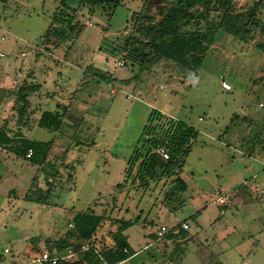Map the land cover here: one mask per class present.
<instances>
[{
	"label": "rangeland",
	"instance_id": "rangeland-1",
	"mask_svg": "<svg viewBox=\"0 0 264 264\" xmlns=\"http://www.w3.org/2000/svg\"><path fill=\"white\" fill-rule=\"evenodd\" d=\"M257 1L233 0L232 13L246 21ZM58 2L0 0V120L10 126V136L21 131L26 139L52 142L41 170L0 150V264H40L36 258L54 253V242L72 230V217L84 212L105 216L96 235L100 250L112 244L116 221L139 220L123 232L133 255L119 264H264V37L259 29L246 40L218 29L222 12L213 0L215 9L200 31H215L196 74L183 83L185 77L165 63L136 81V64L125 62L122 45L142 0H124L113 10L80 9V33L45 49L40 43ZM260 2L256 16L264 25ZM66 5L76 9L78 4L67 0ZM88 66L93 70L85 73ZM95 72L109 73L112 80L96 78ZM23 81L38 86L29 95L25 123L18 122V103L7 107ZM221 82L231 90H223ZM11 86L14 91L6 94ZM56 103L68 108L60 130L39 128L41 113L56 111ZM152 110L199 133L179 174L184 192L173 191L174 177L144 189L131 176L121 191L115 189L125 180L126 164ZM215 191L226 204L219 205ZM27 195L33 200L46 195L49 205L29 202ZM182 223L189 226L181 236L186 240L157 235L162 226L168 232ZM83 243L73 242L70 264L97 260L95 251H80Z\"/></svg>",
	"mask_w": 264,
	"mask_h": 264
},
{
	"label": "trees",
	"instance_id": "trees-1",
	"mask_svg": "<svg viewBox=\"0 0 264 264\" xmlns=\"http://www.w3.org/2000/svg\"><path fill=\"white\" fill-rule=\"evenodd\" d=\"M66 1L59 0L58 6L51 17L50 26L43 35L40 45L42 44L45 49L54 48L58 42L62 43L70 40L73 34H75L73 36L75 37L80 33L81 24L77 15V11L80 9H87L89 13H92L95 7H102L103 10L105 8L113 10L122 6L124 0H76L78 4L76 9L69 8ZM232 1L214 0V4H218L217 7L222 12L216 27L234 36H239L242 40L251 37L253 29H259L260 34L264 37V25L256 16L262 5L260 0L257 1L250 12L245 14L246 21H243L239 14L232 13ZM214 4L213 0H173L169 5L167 0H142L140 10L132 16L129 35L122 45V56H124L125 62L136 64L137 73L134 80L139 81L140 74L147 73L158 65L165 63L172 64L177 74L185 77L183 83L190 76L195 75L205 59V53L215 31L212 28L206 32L200 31V24L206 20L211 9H215ZM239 21H241L240 24ZM191 24H194L196 29L186 30L185 28ZM260 47L264 48V44H261ZM90 70H93L92 66H88L85 73ZM93 76L104 81L112 80L109 73L98 74L95 72ZM113 80L116 81V79ZM37 88V85L27 84L23 81L20 88L14 93V101L20 106L15 111L18 122L25 123L24 118L29 104L28 97ZM67 113V106L57 105L56 111L41 113L37 126L50 132H57L60 130ZM18 128L20 129V127ZM6 129L5 126L0 129V148L13 154L16 158L26 160L41 170L48 162L52 142L26 139L21 135V131H16L10 136ZM198 134V131L186 122L170 118L160 111L152 110L137 145L126 164L124 170L125 180L117 184L115 189L121 191L124 188L125 181L131 176L132 183H138V186L144 189L148 188L149 183L154 180L174 177L172 180L174 184L173 191L184 192L187 186L179 174ZM161 146L168 153L167 160H163L155 153V149ZM29 151H31V156L27 158L26 155ZM133 168L136 169L134 174ZM51 176H54V174H51ZM35 181L34 179L32 184ZM47 199L46 195L45 197L39 196L35 200L28 195L26 196L27 201L40 205H49ZM193 217L196 218L197 214ZM105 220L103 214L93 212L74 215L71 221L72 230L67 232L64 239L54 242L57 254H50L64 257L67 255L68 250L73 248V242H84L89 245L90 250L98 251L97 253L105 264H119L126 261L133 254H129L130 249L123 232L138 223L139 220L120 219L116 221V229L111 235L112 244L100 250L99 245L101 244H99L100 241H97L96 235H98L100 226ZM185 232L187 230L179 225L176 229L169 230L164 237L171 242L178 239L182 241L187 239V237L181 239ZM124 248L127 249V253L123 252ZM175 249L181 251V246L177 245ZM89 261L91 264H98L95 259ZM181 261H177V263L179 264ZM58 264L70 263L66 260H60ZM215 264L223 263L217 262Z\"/></svg>",
	"mask_w": 264,
	"mask_h": 264
},
{
	"label": "built area",
	"instance_id": "built-area-1",
	"mask_svg": "<svg viewBox=\"0 0 264 264\" xmlns=\"http://www.w3.org/2000/svg\"><path fill=\"white\" fill-rule=\"evenodd\" d=\"M89 26H91V25L89 24ZM23 55H24V54H23ZM0 56L3 57V55H0ZM220 86H221V88H222L223 90H226V91H230V90H231V86H230L229 84H227L226 82H221ZM155 153H156L157 155H159L163 160H167V159H168V153H167V151L165 150V148H164L163 146H161V147H157V148L155 149ZM26 156H27V158H29V157L31 156V151H29V152L27 153ZM215 196L218 197V198H217V201H218L219 205H224V204H226V202H227V198H226L225 196H222L221 193H220L219 191H215ZM70 226L73 227L72 225H70ZM181 227H182L184 230H188V229H189V226H188V224H186V223H182V224H181ZM166 233H167V230H166V228H165L164 226L160 227V228L158 229V231H157V235H158L159 237H163ZM89 250H90V247H89V245H88L87 243H83V244L80 246V251L87 252V251H89ZM4 252H5V253H8L7 250H5ZM123 252L127 253L128 251H127L126 248H124V249H123ZM72 254H73V253L71 252V250H68V253H67L66 256H64V257H59V256H53V255H51L50 253L45 252V253H43V254L40 256V258H39L38 261H39L41 264H58V262H59L60 260H66L68 257L72 256Z\"/></svg>",
	"mask_w": 264,
	"mask_h": 264
},
{
	"label": "crops",
	"instance_id": "crops-1",
	"mask_svg": "<svg viewBox=\"0 0 264 264\" xmlns=\"http://www.w3.org/2000/svg\"><path fill=\"white\" fill-rule=\"evenodd\" d=\"M127 33H128V31H127ZM2 40H3V38H2ZM10 91H14V86H11L10 88L8 87V88H6V94L8 93V92H10ZM57 91V90H56ZM55 91V92H56ZM14 100H15V98H14ZM13 101V100H12ZM10 101L9 99L7 100V107H8V109L9 110H11V109H13V107H14V105H15V101ZM28 101L30 102V97H28ZM57 105H61L60 103H56V107H57ZM15 110H17V109H15ZM15 110H13V111H11L10 112V115H13L14 113V111ZM56 110H57V108H56ZM169 117V116H168ZM171 118V117H170ZM4 119L5 118H1V120H0V129L3 127V124H4ZM174 119V118H173ZM7 128H10V126H7ZM0 150H2L1 148H0ZM6 152V151H5ZM6 153H8V152H6ZM74 217V216H73ZM72 217V218H73ZM70 225H72V222L70 223ZM188 231V230H187ZM154 240V239H153ZM55 254H57L56 253V251L54 250L53 251ZM45 253V252H44ZM95 253L97 254V260L99 261V264H105L104 262H103V260H102V258H101V256L95 251ZM43 254V253H42ZM61 254H63V253H61ZM60 254V255H61ZM62 256V255H61ZM73 256V255H72ZM71 258V256L70 257H68L67 259H66V261H68V259H70ZM39 260V258H36V261L37 262H39L38 261ZM128 260V259H127ZM182 262L183 261H181L179 264H182ZM40 263V262H39ZM41 264V263H40Z\"/></svg>",
	"mask_w": 264,
	"mask_h": 264
}]
</instances>
